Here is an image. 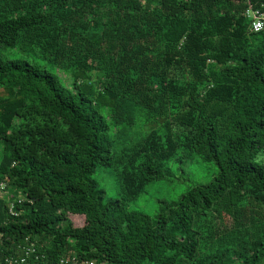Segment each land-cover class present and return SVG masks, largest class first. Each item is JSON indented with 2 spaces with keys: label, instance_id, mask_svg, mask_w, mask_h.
<instances>
[{
  "label": "trees",
  "instance_id": "1",
  "mask_svg": "<svg viewBox=\"0 0 264 264\" xmlns=\"http://www.w3.org/2000/svg\"><path fill=\"white\" fill-rule=\"evenodd\" d=\"M262 3L0 0V89L11 96L0 99V264L27 246L17 264H260L264 28L243 12ZM193 155L216 166L210 181L160 201L154 218L130 208L173 175L168 162Z\"/></svg>",
  "mask_w": 264,
  "mask_h": 264
},
{
  "label": "rangeland",
  "instance_id": "2",
  "mask_svg": "<svg viewBox=\"0 0 264 264\" xmlns=\"http://www.w3.org/2000/svg\"><path fill=\"white\" fill-rule=\"evenodd\" d=\"M251 5L249 4L247 8L244 10L243 15H248V11L250 10ZM222 23V22H220ZM225 23V24H223ZM221 25L224 26L225 30L232 34H236L239 32L235 26H232V22L229 25H226L227 22H223ZM238 30V31H237ZM251 50L247 48L244 49V46H241V55L246 56ZM2 57L4 59H15V58H23L29 61L32 64H37L39 66L46 67L50 71L53 72V67L51 64H46L44 61L40 60L38 54L31 53H21L17 50H8L4 49L1 52ZM58 75L66 82H70V76L65 74L61 70H57ZM0 99L1 101H8L6 98L8 96L5 91L0 89ZM6 95V98L3 96ZM0 101V103H1ZM8 103V102H6ZM2 103L0 104V106ZM141 129V127H140ZM130 132H133L132 137H138L139 129L138 128H131ZM122 138V137H120ZM2 152V145L0 143V154ZM169 174L173 175L171 177L165 178L163 180H159L156 182H152L146 188L145 193L135 202L130 204V208L133 210H140L144 211L151 215L152 218L156 216V212L159 206V202L162 200H176L180 194L187 188V186L191 185L194 181L206 183L210 181L214 175L216 174L217 168L211 162L204 161L200 156L193 155L190 158H185V162L180 161L176 163V168L174 167V162H168L165 166ZM111 173L109 170H102L100 169L99 173L96 175L97 179L105 186L109 197H119L120 190L119 186L115 185L112 182L111 177L109 176ZM185 179V180H182ZM108 196V195H107ZM67 215L70 217L74 227H83L87 222V216L84 213H72L69 211ZM260 264H264V258L261 260Z\"/></svg>",
  "mask_w": 264,
  "mask_h": 264
},
{
  "label": "built area",
  "instance_id": "3",
  "mask_svg": "<svg viewBox=\"0 0 264 264\" xmlns=\"http://www.w3.org/2000/svg\"><path fill=\"white\" fill-rule=\"evenodd\" d=\"M248 18L251 19V29L254 32L260 31L264 28V3L260 4L259 7H252L248 11ZM24 256L19 258H9L6 259L8 264H17V263H25L26 262V256L29 255L30 252H34V249L32 247H23ZM58 264H93L92 262H89L87 260H79L76 256L72 257H62L59 259Z\"/></svg>",
  "mask_w": 264,
  "mask_h": 264
}]
</instances>
